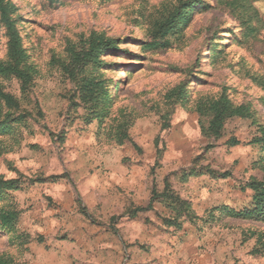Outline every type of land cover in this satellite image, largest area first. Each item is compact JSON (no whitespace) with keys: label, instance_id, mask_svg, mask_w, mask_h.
<instances>
[{"label":"rangeland","instance_id":"rangeland-1","mask_svg":"<svg viewBox=\"0 0 264 264\" xmlns=\"http://www.w3.org/2000/svg\"><path fill=\"white\" fill-rule=\"evenodd\" d=\"M7 1L37 72L25 93L15 77H0L18 101L0 129V178L18 187L2 192L0 209L19 212L13 231L0 229V257L176 264L180 253L185 264H264V219L227 211L250 208V184L264 175V0H247L249 10L197 0L168 34L157 25L192 0ZM94 34L116 41L101 66L86 67L112 98L101 119L64 71ZM6 42L0 23L1 60ZM222 93L251 115L226 119L215 137L197 105ZM166 186L190 204L179 229L163 223L170 201L151 200Z\"/></svg>","mask_w":264,"mask_h":264},{"label":"trees","instance_id":"trees-1","mask_svg":"<svg viewBox=\"0 0 264 264\" xmlns=\"http://www.w3.org/2000/svg\"><path fill=\"white\" fill-rule=\"evenodd\" d=\"M197 0H192L189 4L181 9L177 7L172 14L166 17L157 25V30L168 34L174 32L186 21L184 13L196 7ZM240 1V9L246 10L251 5L245 4V0H229V4L232 7L236 6V3ZM201 3V2H199ZM198 3V4H199ZM190 6V8H188ZM16 11V7L13 3L7 0H0V23L4 27L5 35L7 37L6 42V56L3 60L0 59V77H15L20 82V88L25 93L36 74L35 66L30 62L29 54L26 48L23 47L21 42V36L17 28V18L13 16ZM183 11V12H182ZM244 23H249L251 19L241 18ZM159 42L152 43L154 47ZM216 46H213V48ZM116 48L115 39H106L100 35H92L88 40V48L82 50V52H74L70 56L69 63L65 66V72L68 77L76 84L78 97L80 101L86 106L88 112L93 116L101 119L104 116L110 114V108L112 106V98L107 92V88L102 83V79L95 75L86 74V67L101 66L99 62V56L104 53L105 50H113ZM173 94L180 95L182 98L185 92L179 90V87L172 90ZM18 108L17 99L4 91L0 84V129L7 123V119L11 116L10 110ZM197 110L200 114L209 115L208 126L206 131L218 137L223 128L226 119L234 116L248 117L251 115L248 105H235L229 97L222 93L216 98L206 100V102H199ZM205 114V115H206ZM16 118L13 121H16ZM114 134L116 141L123 143L128 139L126 125L121 123L117 124L114 128ZM260 142L259 139L256 140ZM264 149V140L260 142ZM236 144L233 142L231 145ZM264 173V172H263ZM18 187V181L15 179L3 180L0 178V197L4 190L14 189ZM250 187L254 191L252 206L242 210L227 209L228 213L233 216H239L244 218L264 219V175L261 182H252ZM155 191L153 190V194ZM163 197L169 200L166 205L170 209L168 217L164 218L165 225L176 227L179 229L183 222L182 218L189 215L192 218V211L190 204L182 200L176 193L166 186L163 193L159 196H153L151 200L155 198ZM150 200V202H151ZM151 209L149 206L144 208H137L135 212L145 211ZM226 210V208L224 209ZM19 212L13 208H1L0 209V229L2 231H13L18 220ZM13 261L9 257H0V264H12Z\"/></svg>","mask_w":264,"mask_h":264},{"label":"crops","instance_id":"crops-1","mask_svg":"<svg viewBox=\"0 0 264 264\" xmlns=\"http://www.w3.org/2000/svg\"><path fill=\"white\" fill-rule=\"evenodd\" d=\"M165 225V224H164ZM167 227H172V226H168V225H166ZM180 254V253H179ZM178 254V255H179ZM177 255V257H176V259H175V261H176V264H185V257L184 256H182V255H180V256H178Z\"/></svg>","mask_w":264,"mask_h":264}]
</instances>
